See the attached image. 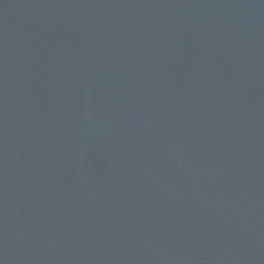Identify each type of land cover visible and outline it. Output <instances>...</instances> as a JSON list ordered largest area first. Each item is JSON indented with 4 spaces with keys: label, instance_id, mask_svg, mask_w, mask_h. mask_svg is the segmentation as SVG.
Wrapping results in <instances>:
<instances>
[{
    "label": "water",
    "instance_id": "water-1",
    "mask_svg": "<svg viewBox=\"0 0 264 264\" xmlns=\"http://www.w3.org/2000/svg\"><path fill=\"white\" fill-rule=\"evenodd\" d=\"M0 264H264V0H0Z\"/></svg>",
    "mask_w": 264,
    "mask_h": 264
}]
</instances>
